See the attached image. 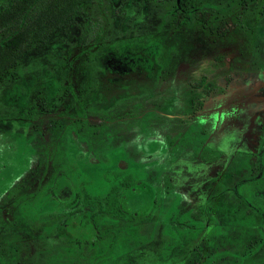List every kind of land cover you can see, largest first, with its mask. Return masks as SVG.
<instances>
[{"label":"rangeland","instance_id":"obj_1","mask_svg":"<svg viewBox=\"0 0 264 264\" xmlns=\"http://www.w3.org/2000/svg\"><path fill=\"white\" fill-rule=\"evenodd\" d=\"M110 1L88 9L89 18L96 22L91 26L96 29L88 35L84 48L78 38L88 26L82 23L83 28L74 25L29 51L17 76L0 83V251L11 242L13 229L9 226L14 222L24 227L28 239L27 234L37 236L44 229L38 226L34 230L31 222L27 224L25 206L29 210L33 203L22 204L9 193L15 178L29 179L30 173L33 182L21 187L25 192L48 187L54 173L64 169L72 174L79 165L72 178L81 177L95 195L104 193L113 178L147 177L157 192V204L142 225V234L149 243L136 247L126 264H166L159 254L164 240H169L164 225L173 221L170 213L175 198L180 197L178 218L190 214L194 220L205 221L208 231L216 224L209 202L222 172L234 161L248 159L257 165L254 174L262 176L264 167L259 160L264 155V0H191L232 5L234 15L227 39L215 45V37L206 31L165 32L166 68L154 89L142 94L137 89L124 90L115 105L105 108L100 105L103 96L97 83L91 91L85 89V58L94 61L102 56L110 41L149 38L157 33L155 27L160 23L156 16L148 18L150 0ZM236 16L240 17L239 25ZM202 75H207L220 93L205 97L202 110L191 115L190 83L193 85ZM58 96L64 98L59 111H43L39 113L40 120L26 114V109H33L38 102L47 109ZM74 100L76 107L71 108ZM48 113L50 116H46ZM85 115L89 116L85 122L74 119ZM27 116H31L28 121ZM28 122L41 126L44 134L33 140L38 152L34 168L26 174L29 155L34 152L29 143L32 136H25V132L33 130H27ZM82 125L86 127L84 134H92L90 145L100 158L87 167L76 161L75 153L79 151L68 142L69 130ZM48 147L52 159L47 163L42 159ZM37 163L49 164L48 169L36 170ZM15 189L21 194L18 185ZM258 190L264 194V182ZM37 197L26 195L24 199L35 201ZM141 204L137 199L131 201L136 208ZM204 236L184 248L190 251L199 246ZM124 261L121 255L118 263ZM179 264H186V258Z\"/></svg>","mask_w":264,"mask_h":264},{"label":"trees","instance_id":"obj_2","mask_svg":"<svg viewBox=\"0 0 264 264\" xmlns=\"http://www.w3.org/2000/svg\"><path fill=\"white\" fill-rule=\"evenodd\" d=\"M185 1L150 0L148 18L153 20L156 16L160 19L159 25L154 26L157 33L134 41L128 38L117 39L106 46L109 59H118L134 52L135 54L129 55L133 58L127 67L140 66L148 71L151 69V72L155 70L156 75L150 79L151 82L147 78L132 86L140 94L153 90L164 72L165 32L180 33L186 29L206 31L208 35L215 37V45L217 41L224 42L230 33L233 17L230 3L219 5L189 0L186 7ZM105 2L106 0H0V83L17 76L22 69L23 58L29 51L46 43L53 35L82 23L84 27L88 26L84 35L78 38L79 45L84 48L88 44V35L93 34L96 29L91 26L94 23L96 25V22L89 18L88 9ZM235 20L236 25H239L240 17L236 16ZM104 65L112 71L118 64L114 60L109 65ZM127 82L132 83L130 80ZM190 85L188 112L191 115L202 110L205 97L220 93V88L217 89L207 75H202ZM120 90V85L109 83V89L100 91L103 96H100L103 99L100 105L105 108L115 105L120 97ZM44 107L41 108V113L52 110ZM84 129V125L81 128H71L69 143L72 149L79 151L75 153L76 161H81L87 167L100 161V158L93 151H85L87 146L83 143ZM80 130L83 132L80 133ZM48 155L49 159L47 153L45 160L42 159L47 163L52 159V154ZM32 156L33 154L29 155V166ZM239 162L240 160L234 161L222 172L219 186L210 199L209 212L216 223L212 229L207 231L206 222L194 220L190 214H183L178 218L179 211L176 208L180 197L175 198L172 204L174 210L170 213L173 221L164 225L169 240H164L160 247L159 255L163 262L179 264L186 258V264H264V194L258 190V186L264 182V170H261L260 177L259 173L254 174L256 164L249 163L248 159L242 160L240 165ZM259 165L264 167V155L259 160ZM79 168V165L73 168L72 174L61 169L54 173L51 182L46 185L48 187L43 186L30 192L21 190V187L31 186L33 174L23 181L19 178L13 180L9 186L12 188L10 196L22 204H27L28 200L24 199L26 195H55L61 198L58 203L51 198L44 201L29 200L28 203L33 204L29 210L25 206L29 211L28 224L31 222L30 226L34 230L39 227L44 229L37 236L35 233L27 234L30 235L28 239L23 226L22 229L16 222L10 225L13 236L6 248L0 251V264H119L121 255L126 264L131 259L129 254L136 247L145 246L148 237L142 234L143 220L157 204V192L147 177L113 178L104 193L95 195L88 191L86 182L81 177L72 178ZM244 170L246 171L243 172ZM16 185L21 190L19 195ZM136 199L142 203L137 208L131 206V201ZM47 212L65 214L55 218L39 214ZM184 228H187L186 231H182ZM204 234L199 246L190 251L184 248L191 242L196 243ZM130 246L131 251H127Z\"/></svg>","mask_w":264,"mask_h":264},{"label":"flooded vegetation","instance_id":"obj_3","mask_svg":"<svg viewBox=\"0 0 264 264\" xmlns=\"http://www.w3.org/2000/svg\"><path fill=\"white\" fill-rule=\"evenodd\" d=\"M188 2H189V0H186L184 2L186 7L188 5ZM245 6H248V4L246 3ZM185 17H186V24H188L189 20H188L187 13H186ZM122 54L123 53H121V55ZM132 54H135V53L131 52L128 55L120 56L118 59L114 58V57L109 59L108 58L109 53L106 51V47H105V50L103 51V55L100 56L97 59H94V61L90 60V57L87 56L85 58V66H84V70H85L84 72H85V75H86V78H85V81H84V86L86 87L85 89L86 90L90 89V91H91V89L93 88V84L94 83L95 84L97 83V85L99 86L100 90H104L105 88L109 89V83L113 84V85L117 84V86L118 85L121 86V90H120L121 92L119 93V95H122L124 90H130V89L132 90L134 88L132 86L133 85H138V82L141 81V80H146L147 78H149V82H151L150 79L153 78V77L155 78V75H156L155 70H153L151 72V69H149V71H148L146 69H141L140 66L139 67H127L128 64H129V61L132 60V58H133V57H130L129 55H132ZM114 60L117 62L118 65H116V67L112 68V69H115V70L111 71L110 69H108L109 67L107 68L104 64H108L109 65V63L111 61L113 62ZM97 65H99V66H97ZM143 68H145V67H143ZM70 70H72V68ZM115 75H117V78H114ZM129 80L132 82L131 84L129 82H127ZM63 97H65V95H63ZM63 97L62 96H58L56 101H54L55 103L52 104L51 106H49V108L52 109L51 111H55V110L59 111L60 103H63V101H62V99H64ZM74 102H75V100L73 101L71 108H75L76 107V105H74ZM102 102L103 101L101 100V103ZM69 105H71V104H69ZM44 106H45L44 103L38 102L35 106H33V109H31V108L30 109L29 108L26 109L25 108L26 109V114L33 115V117H38V119L40 120V118H42V116H40L39 113H41V110H42L41 108L44 107ZM73 106H75V107H73ZM85 112H88V110L86 109ZM36 114H38V115H36ZM50 114L51 113H48L46 116H50ZM29 117H31V116H27L26 121L29 120ZM88 118H89V116H86V115L85 116H80V117H76V116L74 117L75 121H81V122H85L86 119H88ZM75 121H74V123H75ZM26 126H27V130H31V128H33V130H31L29 132V134L25 132V136L26 137L32 136L30 138V140H29V143H30L31 147H33L35 149L34 150L35 152L33 153V156L31 158V164H30L29 169H28V171L29 170L31 171L32 168H34L33 167L34 166V157L37 156L36 154L38 152V149L33 144V140H34V138H38V139H40L39 137L43 138V134L44 133H43V130L41 129V126H39L38 124H34L33 126H31V124L28 122V123H26ZM82 132L83 131L80 130V133H82ZM84 132H85V129H84ZM84 137H85V142L86 143L84 141H83V143L87 146L85 148V151L86 152L93 151L94 153H96L95 149L90 145V139L92 137V134H88V133L84 134ZM68 142H71V139H69ZM46 153H47V157H49L48 153H51L50 147L45 149L44 154H46ZM48 166H49V164L45 165L44 163H37L35 165V168H36V170L40 169V168H43V169L47 168L48 169ZM34 173H35V170H34ZM30 174H33V173H30ZM48 198H51V199H53V201H56L58 203V199H60L61 196L52 195V196L49 197V196L41 195V196L37 197V200L44 201V200H46ZM28 202L29 201H27V204H28ZM26 207L28 208V206H26ZM27 212H28V214H27V216H28L29 215V211L27 210ZM39 214H41L42 216H43V214H45L47 216L50 215V216L55 218V217H62V216H64L65 213L62 214L60 212V214H56V212H47V213H39ZM27 224H28V219H27Z\"/></svg>","mask_w":264,"mask_h":264}]
</instances>
